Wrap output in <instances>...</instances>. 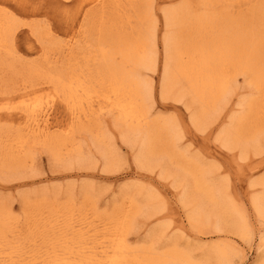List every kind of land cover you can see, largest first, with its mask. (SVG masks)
I'll return each mask as SVG.
<instances>
[{
  "label": "rangeland",
  "instance_id": "rangeland-1",
  "mask_svg": "<svg viewBox=\"0 0 264 264\" xmlns=\"http://www.w3.org/2000/svg\"><path fill=\"white\" fill-rule=\"evenodd\" d=\"M100 1L0 0V9L15 13L22 24L12 36V43L9 41L12 46L0 50V264H58L81 258L96 260L104 256V251L113 254L111 240L119 222L128 219L131 201L142 203L139 201L147 193L155 195L157 203L161 202L160 214L149 217L140 210L128 222L126 241L130 254L143 243L151 241L149 244L161 251L167 242L174 240L178 247L201 257L204 248L226 243L236 247L234 264H263L258 262L264 256V219L254 213L250 198L260 190L252 183L264 178V128H260L259 136L263 150L258 153L248 149L244 157L239 147L226 148L217 140L229 117L240 112L239 104L255 96L252 85L244 75H238L229 82L226 104L218 115L200 127L192 125L190 118L197 103L188 97L176 100L172 95H164L160 87L164 63L163 11L180 7L188 0H151L158 59L152 68L140 71L153 84L149 119L175 121L174 125L181 130L173 144L175 151L214 168L210 175L222 182L230 204L242 208L248 219L252 235L246 241L232 232L229 225L220 233L209 228L212 225H206L207 229L194 228L187 219L188 208L180 200L183 188L175 176L170 171L163 173L156 163L143 166L138 162L139 144L125 138L116 121L117 114L110 112L99 97L103 89L96 73L100 57L94 46L101 34L108 37L106 32L130 33L140 23L146 1ZM261 2L264 0H216L208 9L229 17H242L257 12ZM193 7L196 14L203 12L201 6ZM141 18L146 30L151 18ZM195 21L192 20V29L185 26L176 30L179 50L184 53L196 51L191 50L192 45L202 37ZM33 23L49 28L54 42L45 37L44 43L39 42L29 31L35 29ZM179 50L177 45L176 53ZM58 74L65 79L83 80L92 92L88 96L81 92L83 98L78 97L74 105L68 104L51 81ZM23 99L37 101L34 113L25 110ZM263 108L264 102L251 112L244 126L252 130L263 124ZM45 116H49L52 125L47 134L42 137L28 134L30 123ZM104 152L110 156L109 160Z\"/></svg>",
  "mask_w": 264,
  "mask_h": 264
},
{
  "label": "bare ground",
  "instance_id": "bare-ground-1",
  "mask_svg": "<svg viewBox=\"0 0 264 264\" xmlns=\"http://www.w3.org/2000/svg\"><path fill=\"white\" fill-rule=\"evenodd\" d=\"M145 1L143 13L140 16L138 14L140 23L130 33L121 31L122 33L112 34L106 32L108 37H104L105 34L102 37L101 34L95 43V51L100 57V65L96 73L104 89L99 97L103 103H106L105 106L110 112L117 114L115 118L119 122L125 138L139 144L138 162L143 166L156 163L163 173L170 171L175 176L183 188L180 200L183 207L188 208L189 214L186 218L194 228L199 229L206 225H212L209 228L220 233L225 232V225H229L232 232L248 241L252 234L248 229V219L243 213L244 210L230 204L226 187L221 181L213 179L215 176L212 178L210 175L212 169L214 172V168L199 162L196 157L193 158L190 155L191 158H188L183 153L175 151L176 144H173L180 137L179 131H181L177 129L179 126L174 125L175 121L173 123L171 118V120L167 118L163 120L161 118L149 119L148 102L152 98L153 84L152 80L144 77L140 71L156 65L159 49L156 42V19L152 13V1ZM193 1L188 0L180 7L163 11L165 33L162 37L164 63L160 83L161 91L164 95H172L176 100L188 97L191 101L196 102L197 106L190 119L192 125L200 127L201 124L204 125L207 120L213 119L221 111L229 82H232L240 74L244 75L246 81L252 85L255 96L253 95L252 99L247 97L249 99H245L239 104L242 111L230 114L229 122L219 132L217 140L226 148L239 147L242 157L247 155L248 149L259 153L262 149L259 144L260 128H264V123L259 126L256 124L254 129L252 127V130H249L244 126V122L249 119L251 112L255 111L258 106L262 107L264 102V2L260 3L261 6L255 13H247L242 17H229L226 13L219 14L208 9V6L216 0H197L194 1L195 3ZM194 4L203 8L201 14H196V11H193ZM113 7L115 8V6ZM0 10V50H4V47L7 50L6 45L9 46V41L12 43V36L14 37L16 29L22 24L15 13ZM141 17L151 18L146 30L142 28L143 18ZM86 19L88 20V17ZM103 19L105 20V18ZM192 20H196L195 28L198 27V32H202V37L200 41L197 40L193 44L194 46L191 44L193 47L191 50L196 51L184 53V50H179L176 30L185 26L192 29ZM202 21L206 23L202 25ZM33 25L35 29L31 28L29 31L39 42L44 43L45 38L54 42V36L49 28L37 23H33ZM177 45L179 51L176 53ZM51 47L49 48L51 49ZM51 81L63 100L71 105L78 101V97L83 98L79 93L83 92L85 96H88L92 92L83 80H74L71 77L65 79L59 75ZM21 101L26 103L25 110L27 112L34 113L37 109V101L26 102L25 99ZM48 117L45 116L41 120L40 118L35 119L30 123L27 133L35 137L45 136L52 127ZM57 142L65 144V141L60 139H57ZM72 149L73 147L70 151H73ZM104 156L109 160L110 156L105 152ZM252 186L255 188L259 186L260 190L257 193H252L250 204L254 213L264 219V178L253 182ZM142 195L141 197H143ZM157 201L156 196L151 193H147L145 199L139 201L142 203L131 201L132 206L129 208L131 211L129 210L130 213L126 216H129V220L126 218L121 220L118 224L120 226L116 230L117 234H114V238L112 236L113 254L104 251V256L101 258L95 256L98 258L96 260L81 258L77 262L68 260L67 263H62V261L58 264H234L233 257L237 254L236 247L226 243L204 248L201 257L192 255L187 248L178 247L174 240L167 242L163 249H160L161 251L155 249L152 246L154 244H149L150 241L147 245L141 244L138 250L130 254L131 250L126 241V231L130 230L128 222L132 221L133 216L140 210L146 211L144 213L149 217L160 214L161 202L157 203ZM262 242L264 241L262 240ZM261 262L264 264V256L258 263Z\"/></svg>",
  "mask_w": 264,
  "mask_h": 264
}]
</instances>
